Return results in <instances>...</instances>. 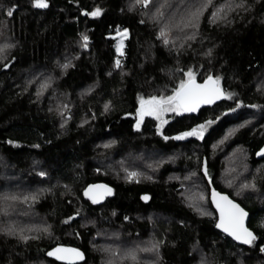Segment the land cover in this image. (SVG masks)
Wrapping results in <instances>:
<instances>
[{"label":"trees","instance_id":"obj_1","mask_svg":"<svg viewBox=\"0 0 264 264\" xmlns=\"http://www.w3.org/2000/svg\"><path fill=\"white\" fill-rule=\"evenodd\" d=\"M201 2L0 0V264H60L46 256L58 244L81 249L83 264H264V0H212L197 28L172 27ZM221 4L231 10L210 23ZM190 70L220 77L225 101L137 128L139 98L171 95ZM206 121L202 138H173ZM232 151L245 158L222 178ZM100 182L114 197L95 205L84 190ZM211 185L250 213L252 245L215 226ZM200 191L204 201L188 200Z\"/></svg>","mask_w":264,"mask_h":264},{"label":"snow or ice","instance_id":"obj_2","mask_svg":"<svg viewBox=\"0 0 264 264\" xmlns=\"http://www.w3.org/2000/svg\"><path fill=\"white\" fill-rule=\"evenodd\" d=\"M33 6L39 9H44L48 7L47 0H32ZM135 3L140 5L142 8L147 9L151 3V0H135ZM167 5V0L160 7ZM212 5V0H202V2L195 6L194 9L186 11L184 14H181L178 19H175V22L172 24V27L177 29L182 28H197L200 16L203 14L204 10ZM230 4H221L216 6L215 11H213L209 17L210 23H216L217 20L224 19L226 16V9L231 10ZM101 9L95 8L91 12H84L86 16L97 17L101 15ZM163 15L160 13V8L156 9L155 15ZM7 15L11 16L12 11L8 10ZM170 31L169 24L165 23L159 31V37L163 40L164 44H168V32ZM128 30L124 29L122 35L127 36ZM118 35H120L118 30ZM187 39L194 38L193 35L186 37ZM84 47H87L88 37L85 35L82 37ZM122 42L117 44L116 50L118 53H121ZM0 52H3V48H0ZM122 54V53H121ZM116 66H120V60H116ZM68 65H64L67 67ZM8 67V65H5ZM187 79L182 80L177 88H175L171 95L168 96H150L147 99L140 97L139 103L140 107L137 109V123L136 127L139 128L140 122L143 120L144 116H152L157 120H161L162 114L168 111L175 112H195L201 104H211L213 101L219 99L221 96L227 95L220 88V77L213 78L208 76L207 79L202 84H197L194 78V74L189 71L186 73ZM46 85H42L45 87ZM39 94V93H38ZM239 106V105H238ZM251 107H256L252 105ZM108 108V105L105 104V109ZM163 123V121H162ZM212 121H206L205 124L198 125L196 128H193L190 131L180 133L174 139H183L187 136H197L202 138L203 131L206 124H211ZM168 139L169 137H164ZM11 143V141H9ZM38 147V145H37ZM258 155H264V148L260 150ZM45 173L41 172L40 175ZM205 174H207L205 170ZM137 173L130 172L128 174L129 179L135 177ZM247 187V185H244ZM112 189L107 185H89L88 188L84 190V195L87 196L93 203H97L105 195H110ZM212 202L215 204L217 210L219 211V220L216 223V227L221 229L224 233L231 236L233 239L242 242L243 244L252 245L256 240V236L245 227L244 220L247 216V213L241 208L238 204L233 203L229 200L227 196H223L220 193L212 190ZM16 199V197H11ZM34 198V197H33ZM25 200L28 197H24ZM141 199L147 201L149 197L147 195L142 196ZM200 199H203L201 196ZM127 219V217H125ZM26 239V237H25ZM153 248L155 245L152 246ZM151 248H144L141 251H150ZM261 252H264V246L260 248ZM49 256H55L58 260H67L73 261L76 259L82 258V253L77 249H67L57 247L52 251L48 252ZM132 260L136 259L135 252L130 251L129 254Z\"/></svg>","mask_w":264,"mask_h":264},{"label":"water","instance_id":"obj_3","mask_svg":"<svg viewBox=\"0 0 264 264\" xmlns=\"http://www.w3.org/2000/svg\"><path fill=\"white\" fill-rule=\"evenodd\" d=\"M210 76H212L213 78H215V76L212 75V74H211ZM206 79H207V78H206ZM195 81H196L197 84H202V83L205 81V79H204L203 81H199L198 78H195ZM219 83H220V82H219ZM220 88H221V90H222L224 93H226L225 90L223 89L221 83H220ZM225 99H226V95H225V96H221L219 99L213 101L211 104H201V105L199 106V108H198L195 112H186V111H184V112H185L184 114H188V115H191V116H198V114L201 112V110L206 109V108H212V107H214V106L220 104L221 102L225 101ZM251 108L254 109L255 107H251ZM262 148H264V145H263V146H262V147L256 152V158H257L258 160H262V159H264V155H258V153L260 152V150H261ZM90 185H107L109 188L112 189V193H111L110 195H105V196H103V198L100 199L97 203H94L95 205H103L108 199L114 197V192H115V191H114V188H113L111 185H109V184H107V183H104V182L93 183V184H90ZM88 186H89V185H88ZM88 186H87L86 188H88ZM86 188H85V189H86ZM213 189H214L216 192L220 193L221 195H223V196H227L229 200L233 201V203L238 204L241 208L244 209V211L247 213V216L245 217V220H244L245 227H247V228H248L250 231H252L253 234L255 235L254 231L251 230V229L249 228L250 213H249V212H248V211H247L242 205H240L238 202H236L234 199H232L227 193L220 192L219 190L215 189V188L211 185V191H210V202H211V204H212V206H213V208H214V210H215V212H216V214H217V221L219 220V211L217 210L215 204L212 202V195H211V194H212V190H213ZM146 195L149 197V199H148L147 201H145V200H143V199H142V200H143L145 203H148V202L150 201V195H148V194H146ZM143 196H145V195H143ZM84 198H85L86 200L92 202V201H91L87 196H85V195H84ZM92 203H93V202H92ZM218 230L220 231V233L224 234L226 237H228V238H230L232 241H234L237 245H239V246H243V247H247V246H249V245H247V244H243L242 242L233 239L231 236H229L228 234L224 233L221 229L218 228ZM57 247L67 248V249H77L80 253H82V258H80V259H76V260H73V261L70 262V261H67V260H58V259H56L55 256H49V255H48V252L52 251L53 249H55V248H57ZM46 256H47V258H49V259H51V260H54V261H56V262H58V263H60V264H83V263L86 261V255H85V253H84L81 249H79V248H77V247H74V246L63 245V244H58V245L54 246L53 248H51L49 251H47Z\"/></svg>","mask_w":264,"mask_h":264},{"label":"rangeland","instance_id":"obj_4","mask_svg":"<svg viewBox=\"0 0 264 264\" xmlns=\"http://www.w3.org/2000/svg\"><path fill=\"white\" fill-rule=\"evenodd\" d=\"M122 33L123 32H120V35H117V37H118V42L119 43L122 42V47H123V42L128 37V34H127V36H123ZM121 51H122V48H121ZM190 71L194 74V78H197V72L194 71V70H190ZM186 79H187V76H186L185 80ZM256 107H258V106H256ZM256 109H258V108H256ZM184 113H185L184 111H182V112L168 111V112H165V113L162 114L161 120H157V119H155L152 116H144L143 117V120H145L146 118L154 119L157 122V125H158L159 130H161L173 118V116L183 115ZM142 121H141V123H142ZM162 121H163V123H162ZM208 128H209V125L206 124L205 129L203 131V134L207 132ZM227 137H228V135L225 136L221 141H219V142H217L215 144L216 149L219 148V146L222 145L223 142L226 141ZM236 153H235V151H232L231 154L229 155V157H226V158H229V159H227V160L224 161L225 165H223V168L224 169H223V173H222V175H223L222 178L224 176L229 175V173H231V171H234L235 170V167L232 166V164H233L234 161L236 162V160H238V159L239 160H243L245 158L242 155H236ZM107 163H109V162H107ZM241 166H243V165H241ZM244 170L247 172V170L245 168H244ZM222 180H224V179H222ZM233 184L234 183H231V185H233ZM236 185L238 186V187H236V191L238 193H240V194H243L244 193V190H245L244 189L245 188L244 187V184L237 183ZM245 185H247V186L250 185L247 189H253L254 188V186L251 183L250 184H246L245 183ZM199 186H200V184H197V187H199ZM201 196L203 197V194L201 193V191L198 194L195 193V192H191V193L187 194L188 200H201V201L203 200L204 201V198L203 199H200ZM198 204H199V202H198Z\"/></svg>","mask_w":264,"mask_h":264}]
</instances>
